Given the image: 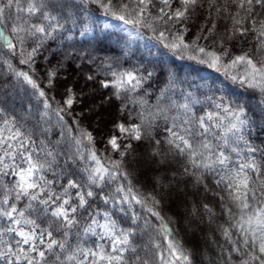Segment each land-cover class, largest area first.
Instances as JSON below:
<instances>
[{
	"label": "snow or ice",
	"instance_id": "6c2138e0",
	"mask_svg": "<svg viewBox=\"0 0 264 264\" xmlns=\"http://www.w3.org/2000/svg\"><path fill=\"white\" fill-rule=\"evenodd\" d=\"M88 3L112 7V0H0V264H203L205 251L185 237L203 232L205 225L212 236L204 249L215 257L209 264H264V149L247 139L252 122L245 108L221 99L217 112L197 116L192 106L199 101L191 94L181 93L182 103L169 95L174 80L161 89L156 105H147L129 95L142 86L131 72H111L109 81L73 65L74 59L92 57L57 53L48 41L58 35L72 40L77 26L72 9ZM150 7L156 9L154 23L175 32L166 47L223 69L234 83L257 90L264 107V0H136L132 21L117 18L143 23L146 13L152 15ZM201 9L208 21L202 27L194 20ZM213 12L230 21L222 35L211 22ZM192 27L198 31L186 42ZM165 31L159 32L162 40ZM210 36L215 50L200 43ZM229 43L232 49L252 48L233 56ZM45 53L67 57L68 63L61 58L52 66ZM38 56L49 65L46 87L63 89L60 101L35 79ZM239 68L243 71H229ZM98 88L113 91L83 107ZM21 97L27 98L21 112L9 114L8 100ZM113 99L131 117L114 123L107 137L116 158L97 153L96 137L81 122L85 111H98ZM129 102L139 105L134 116ZM173 110L176 115L169 114ZM161 120L163 138L153 134ZM132 141L148 142L143 158H137ZM170 155L182 158V170L168 165L171 175L154 178L151 190L138 189L133 183L138 167L147 161L167 165ZM201 191L212 192L215 203L199 200ZM177 200L182 213L166 215ZM89 236L101 243L87 247Z\"/></svg>",
	"mask_w": 264,
	"mask_h": 264
},
{
	"label": "trees",
	"instance_id": "16d2710c",
	"mask_svg": "<svg viewBox=\"0 0 264 264\" xmlns=\"http://www.w3.org/2000/svg\"><path fill=\"white\" fill-rule=\"evenodd\" d=\"M106 2V0H105ZM219 3H223V0H218ZM129 5V9L125 11L123 5ZM136 7V0H112L111 9H105L100 7L98 4H85L77 5L72 9L77 20V26L73 32V39H61L58 35L56 41H48L57 53L68 52L72 56L79 52L83 56L91 55L92 60L85 62L83 60H73V65L80 63L85 70L98 73V79L107 78L109 81L112 80L111 72L115 73H127L131 72L142 80V86L134 93L129 95L134 97H142L147 101V105H156L160 96V91L165 88L168 83L172 80L175 83L172 85V91L169 93L178 103L185 102V97L181 94H191V98L198 100V103L193 104V111L197 116L205 115L208 112H217L215 104L223 99L224 104H231L233 108L236 106H243L247 112L249 120L252 122L250 129L248 130L247 139L250 143L260 149H264V107L261 106V94L254 89L241 86L239 83H234L229 76H226L224 70L217 71L215 68H209L206 64H201L197 60L189 59L190 52L183 54L177 53L170 48L166 47L165 44L172 42L175 36V32L165 31V26L161 24L157 25L154 23L153 16L156 14V9L150 7L152 15L145 14L143 23L133 24L129 23L130 26L136 30L143 38L152 41L157 48L156 49H142L137 43H133L125 34L118 33L113 30H106L102 27V21L104 18H117L118 15H124L126 19L132 21L135 17V12L132 11ZM115 13V15H114ZM207 13L204 9H201L199 13L194 16V20L203 26L207 23ZM213 23L217 25V33L223 34L225 26L230 24L227 17H220L215 12L211 14ZM151 26V27H150ZM71 28L73 25L71 22L67 25ZM87 27L88 31L85 35L81 36L79 33ZM155 27L157 30L153 31ZM179 27V25H178ZM191 27V26H190ZM165 31L167 40H162L159 32ZM198 29L192 27V30L184 37L186 42H191L194 39ZM218 38V37H217ZM202 46L209 47L210 50H215L216 46L212 42L211 36L207 41L200 42ZM228 47L232 49L231 43ZM252 48L251 44L242 45L238 44L232 49V55L241 54V51H248ZM43 51V50H42ZM49 60L52 61V66H55L57 59L63 58L65 64L68 63L67 57L61 55L53 56L51 53H45ZM183 56V58H182ZM14 65L17 67L28 70L26 66L19 65L18 60L13 59ZM111 66L109 69L108 66ZM35 79L42 88L48 92L49 96H55L56 101H60L63 92L62 87L59 89H48L47 80L45 79V71L49 68L48 63L41 57H37L34 65ZM66 71L68 69H65ZM230 72L237 71L242 72L243 68L230 69ZM148 73H152L149 78ZM78 76V74H77ZM77 76H73L72 79H77ZM83 83L82 81L80 82ZM30 91V90H29ZM113 89H97L95 94L89 95L86 99V103L83 107H87L93 102L99 104L102 96H107ZM22 100L26 102V97L21 98H10L7 103L9 114L12 112H21ZM122 101L113 99L111 102L104 104L92 113L84 112L81 117L82 126L87 128L96 137L95 150L102 157L112 156L116 158L117 154L113 153L110 146H107V137L110 133L114 132L113 124L116 122H124L127 118L131 122V117L128 116V111L121 113L119 106ZM165 103V101H161ZM103 108H109V112L102 111ZM128 110L132 112L133 116L139 111V105H133L131 102L128 103ZM75 111H80V106H75ZM170 115H176L173 110L169 113ZM158 127L153 130V134L159 138H163L165 127L164 122L158 121ZM55 139V136H53ZM134 147L137 148V158H143L146 153L150 150L147 141L136 142L132 141ZM165 150L167 145H163ZM259 155V154H257ZM180 157L173 158L169 156L167 165H157L147 161L142 163L137 172L133 177V183L141 191L151 190L152 182L156 177H162L164 175H171L170 169H181ZM170 165V169H168ZM211 177L209 178V180ZM215 189V185H212ZM191 190V186H189ZM216 191H219L218 189ZM191 201L192 197L187 198ZM202 202H213L215 203V197L212 192L201 191L198 197ZM96 203H94V207ZM179 200L174 203H170L165 210L166 215H174L177 212L183 211L181 207H178ZM101 207H104L100 204ZM137 212H141L139 206H135ZM144 215H147L144 213ZM44 226H47L46 223ZM181 236L184 234L181 233ZM212 233L208 230L207 226H204V231H196L193 236L191 233L185 239L191 241L201 247L205 254L201 259L203 264H209L212 257L205 249V239H210ZM7 238V237H6ZM146 239V238H145ZM94 241H98L96 237H87L86 246L93 247ZM215 247V245H213Z\"/></svg>",
	"mask_w": 264,
	"mask_h": 264
},
{
	"label": "rangeland",
	"instance_id": "374dc122",
	"mask_svg": "<svg viewBox=\"0 0 264 264\" xmlns=\"http://www.w3.org/2000/svg\"><path fill=\"white\" fill-rule=\"evenodd\" d=\"M102 27L106 30L117 31L125 34L133 43H137L142 49H156L157 46L150 40L143 38L133 29L129 23H125L118 18H104ZM102 111L109 112V108H103Z\"/></svg>",
	"mask_w": 264,
	"mask_h": 264
}]
</instances>
